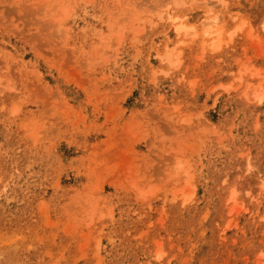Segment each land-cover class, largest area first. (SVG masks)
<instances>
[{"label":"rangeland","instance_id":"rangeland-1","mask_svg":"<svg viewBox=\"0 0 264 264\" xmlns=\"http://www.w3.org/2000/svg\"><path fill=\"white\" fill-rule=\"evenodd\" d=\"M223 3L0 0V264H264V0ZM207 11L216 52L163 20Z\"/></svg>","mask_w":264,"mask_h":264},{"label":"bare ground","instance_id":"bare-ground-1","mask_svg":"<svg viewBox=\"0 0 264 264\" xmlns=\"http://www.w3.org/2000/svg\"><path fill=\"white\" fill-rule=\"evenodd\" d=\"M218 4L222 8H224L223 0H199V5L208 6L212 4ZM213 6V5H212ZM212 8V7H211ZM55 9V7H53ZM208 12V11H207ZM219 15L215 13H206L203 16V20L201 21V27L199 29V33H197L196 28L193 25H189L185 23L182 18L175 15L172 12H167L163 16V20L168 26L170 30L174 33L176 39L184 40L189 37L196 39L198 36L200 37L199 43L203 46V49L207 52H216L221 48L222 41L221 37V25L219 23ZM192 24V23H190ZM235 32H229V37L232 38V35ZM227 34V33H226ZM184 43V42H179ZM175 49V48H174ZM202 49V48H201ZM160 59L162 62L168 63V65L173 66V68H177L179 66L178 57L180 55V51L170 50L166 54H160ZM248 71L244 70L241 75V82H244L245 76H247ZM248 93L245 92L244 96L247 97ZM260 101L264 99V95H260L258 98ZM178 167V166H177Z\"/></svg>","mask_w":264,"mask_h":264}]
</instances>
